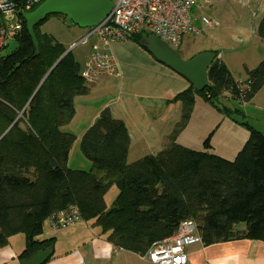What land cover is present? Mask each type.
<instances>
[{"label":"trees","instance_id":"16d2710c","mask_svg":"<svg viewBox=\"0 0 264 264\" xmlns=\"http://www.w3.org/2000/svg\"><path fill=\"white\" fill-rule=\"evenodd\" d=\"M50 16L63 15L46 19ZM43 22L34 27L37 55L23 22L15 49L0 56V247L18 234L25 238L23 260L52 247L54 238L38 239L44 221L71 207L83 222L94 220L113 246L142 257L185 220L196 222L203 245L264 241V135L246 121L238 124L249 137L232 161L211 152L209 134L203 151L172 142L129 164L125 127L104 110L80 139L89 170L70 169L76 137L65 126L73 116L74 97L87 88L71 53L40 83L64 52L61 44L38 32ZM257 35L264 40V15ZM140 38L133 40L139 45ZM248 77L250 91L238 94L239 101L250 100L264 84V59ZM207 79L201 92L190 85L176 95L184 104L180 127L195 96L218 111L216 99L223 94L234 100L237 83L216 54ZM112 188L116 195L107 206L105 195Z\"/></svg>","mask_w":264,"mask_h":264},{"label":"crops","instance_id":"0c3cea01","mask_svg":"<svg viewBox=\"0 0 264 264\" xmlns=\"http://www.w3.org/2000/svg\"><path fill=\"white\" fill-rule=\"evenodd\" d=\"M197 10H205L207 14L194 17L198 34L191 38L199 48L191 54L212 52L228 69L233 80H246L248 73L264 59V40L257 35L264 15V0H217L211 7ZM202 16L217 20L219 25L205 26L200 21ZM22 22L26 24L24 19ZM89 43L85 45L79 66L90 51ZM111 53L120 70L119 76L104 77L93 85L84 84L86 91L73 99V116L65 128L75 135V142L81 139L100 113L107 110L125 127L129 139V164L144 156L156 155L172 142L192 151H203V142L209 134L212 135L211 152L222 159L234 160L249 137L244 127L230 117H221L220 111L199 96L194 97L192 111L184 126L180 127L184 104L175 97L187 90L190 84L157 62L134 41L113 43ZM263 95L264 84L249 101L250 106L257 105V100ZM46 222L49 226L48 220ZM81 223L84 222H76L71 227ZM77 235L86 239L91 237L86 253L77 250L54 254L58 240L50 237L54 241L47 249L52 253L44 264H149L144 256L122 249L112 257L117 247L107 240V234L81 230ZM24 247L22 234L10 237L8 244L0 247V264H21L23 259L20 255ZM186 253L187 264H264V241L241 239L210 245L194 244L186 249Z\"/></svg>","mask_w":264,"mask_h":264},{"label":"built area","instance_id":"2783aa9c","mask_svg":"<svg viewBox=\"0 0 264 264\" xmlns=\"http://www.w3.org/2000/svg\"><path fill=\"white\" fill-rule=\"evenodd\" d=\"M217 0H115L110 12L98 24L88 27L87 32L70 49L89 43L96 37L98 44L90 48L79 68V78L87 85L100 79L119 76L118 65L111 47L115 42L131 40L136 36L153 35L173 49L186 44L191 36L198 34L192 14L195 10L211 7ZM19 2V3H18ZM43 0H0V52L15 40L23 29V13H29ZM205 26H218L219 22L200 17ZM237 83V82H236ZM252 81L238 82L239 96H245ZM52 230L81 222L79 212L71 207L47 219ZM202 244L197 226L192 220L179 223L169 237L154 242L147 251L149 264H187V247ZM121 248L113 251L112 257ZM79 264H90L81 262Z\"/></svg>","mask_w":264,"mask_h":264},{"label":"rangeland","instance_id":"374dc122","mask_svg":"<svg viewBox=\"0 0 264 264\" xmlns=\"http://www.w3.org/2000/svg\"><path fill=\"white\" fill-rule=\"evenodd\" d=\"M195 12L192 14V18L197 17V16L201 15L202 13L207 14V11H205V10H200V11L197 10ZM72 28L74 29V32L71 31ZM37 29H38V32H40L42 34H47L48 36L53 37L55 40L58 41L57 42V41L51 39L52 44H54V43L63 44L64 48L66 49V50L64 49L63 54L68 52V50L70 51L69 53H71L72 50L70 49V47L73 44L72 42H75V41L77 42L79 40L78 37L81 34H85L87 32V29L79 28L78 26L74 25L68 18H66L64 16H50L41 25H39L37 27ZM131 41H134V40L131 39ZM85 45L76 46L75 48H73V51H72L73 53H71V55L73 56V58L75 59V61L78 64L81 63V61H82V58H83L82 52H83L84 48L86 47ZM67 46L69 47V49L67 48ZM15 47H16V42L10 41L8 46L0 52V56H5V55L9 54L10 52H12L15 49ZM198 48H199V45L197 43L194 44L192 38H190V40L186 44L182 45L181 47H179L176 50L182 59H189L192 56H194L191 53L196 51ZM110 49L112 50V47ZM62 55L59 56L58 60L61 58ZM48 71L45 73V76L47 75ZM78 73H79V71H78ZM119 73H120V70H119ZM78 76H79V74H78ZM44 77H43V79H44ZM116 77H118V76H115V78ZM248 79H249V77H247L246 80H248ZM42 80H41V82H42ZM246 80H244V81H246ZM241 82H243V81H241ZM249 91H250V88H249ZM236 92H237V94L234 97V100L227 97L226 93H228V92L223 94V97H219L218 100L216 99V104L218 105L217 108L220 110V113H219L220 116L223 117L224 119L225 118L227 119L228 117H230L231 120L237 121V122L246 121L248 123V125H250V126L252 125L256 131L261 132L264 135V95L259 97V100H257V102H258L257 105L250 106L249 101L251 99L250 100L245 99V100L239 101L237 99L239 91L236 90ZM227 110H229L230 112L227 113ZM235 110H237L238 112L236 113ZM216 111H218V110H216ZM19 115H20V117L22 116L20 113H18V116ZM68 166L70 169L83 170V171H88L90 168L89 162L84 158V156L80 150V140H77L71 148ZM115 195H116V189L115 188L110 189L106 193L105 203L107 206L111 203V201L115 197ZM46 221H44L43 232L38 237V239L43 240V239H47L50 237H57L58 243L56 244L57 246H55V253L54 254H60V253L67 254L69 252L74 253L77 250H79L82 254H84L89 249V246H90L89 243H90L91 237H87V239H86V237L81 238L80 235H77V232L81 231V230L87 231V233L88 232H90V233L101 232L100 228L97 225H95L94 220H89L87 222H84V223H81V224H78V225H75L72 227L70 225L67 228L58 229L55 231H52L49 228ZM193 222L196 224L195 221H193ZM243 226L244 225H240L239 227H243Z\"/></svg>","mask_w":264,"mask_h":264},{"label":"water","instance_id":"95a60500","mask_svg":"<svg viewBox=\"0 0 264 264\" xmlns=\"http://www.w3.org/2000/svg\"><path fill=\"white\" fill-rule=\"evenodd\" d=\"M111 7V0H44L32 12L23 13L22 17L26 22V30L33 41L37 55L38 44L34 27L38 23L43 22L47 16L52 14L66 16L74 25L84 29L98 24L108 14ZM139 45L157 62L185 79L196 92H201L207 87V70L215 59V55L212 52H199L189 59H182L176 49L169 47L153 35L141 36ZM68 52L61 56L48 71L47 75ZM47 75L41 83L44 82ZM51 253L49 249L40 250L28 259L23 260L21 264H44Z\"/></svg>","mask_w":264,"mask_h":264},{"label":"bare ground","instance_id":"6f19581e","mask_svg":"<svg viewBox=\"0 0 264 264\" xmlns=\"http://www.w3.org/2000/svg\"><path fill=\"white\" fill-rule=\"evenodd\" d=\"M111 1H112V6H113L115 0H111ZM111 8H112V7H111ZM110 10H111V9H110ZM109 12H110V11H109ZM109 12H108V13H109ZM102 20H103V19H102ZM102 20H101V21H102ZM89 42H90V43H89L90 48H92L93 46H95V45L98 44V40H97V38L94 37V36L90 38ZM85 85H87V84H85Z\"/></svg>","mask_w":264,"mask_h":264}]
</instances>
